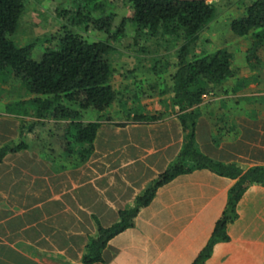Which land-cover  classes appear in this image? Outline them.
Masks as SVG:
<instances>
[{"label": "crops", "instance_id": "1", "mask_svg": "<svg viewBox=\"0 0 264 264\" xmlns=\"http://www.w3.org/2000/svg\"><path fill=\"white\" fill-rule=\"evenodd\" d=\"M255 105L201 101L195 107L197 148L243 170L264 166V109L253 114ZM155 110L162 115L151 122L135 121L132 114L99 121L84 161L77 147L69 153L59 143L34 141L22 131L29 122L6 125L0 119V147L26 144L0 162V264H86L83 255L98 227L114 225L119 212L133 207L177 159L185 134L177 108ZM234 182L208 169L179 174L158 187L133 225L111 237L101 260L89 264H192ZM236 213L226 226L228 240L215 242L201 264H264V185L249 186Z\"/></svg>", "mask_w": 264, "mask_h": 264}, {"label": "trees", "instance_id": "2", "mask_svg": "<svg viewBox=\"0 0 264 264\" xmlns=\"http://www.w3.org/2000/svg\"><path fill=\"white\" fill-rule=\"evenodd\" d=\"M65 1L70 4L69 8L64 7L63 3L58 6L64 21V33L54 43H49L38 59H34L31 55L33 43L18 46L12 38L24 11V0H0V74L6 73L20 79L27 97L24 101L9 103L6 111L15 115L27 114L36 119L69 120L62 137L63 150L71 153L77 147L79 160H86L93 151L100 123L81 122L80 112L92 110L102 115L115 100L127 97V87L117 91L111 83L115 73L111 54L115 50L114 43L124 36L125 28L129 26L135 45L143 38L154 37L172 42L176 47L175 63L171 66L173 71L168 83L169 102L177 108L178 119L185 132L175 162L137 196L133 207L119 212V220L114 225L98 227L97 237L86 246L83 262L100 261L101 250L107 241L133 225V217L140 208L146 207L158 187L179 174L208 169L235 182L228 190L225 209L215 222L209 240L192 263L201 264L210 256L215 242L228 240L226 226L236 218L237 203L246 189L251 185H264V166L243 170L234 163H223L208 157L195 143V124L199 115L195 107L204 95L214 92L234 76L233 55L227 48L200 56L195 53L201 32L215 16L218 0ZM116 1L129 8L128 15L120 18L118 24L115 23ZM229 25L235 36L251 35L254 54L257 47L264 44V0H252ZM79 28H91L101 33L102 37L88 41L79 33ZM46 40L49 41L48 38ZM156 66L153 65L152 70H156ZM244 82L240 80L236 86L240 88L241 83L245 85ZM134 95H138V92ZM128 99L132 104V98L129 96ZM61 101H66L70 106L59 104ZM131 114L133 120L143 122L155 121L162 115L147 112L144 107L134 108L127 116ZM24 148L26 144L22 141L2 145L0 162L7 153Z\"/></svg>", "mask_w": 264, "mask_h": 264}, {"label": "rangeland", "instance_id": "3", "mask_svg": "<svg viewBox=\"0 0 264 264\" xmlns=\"http://www.w3.org/2000/svg\"><path fill=\"white\" fill-rule=\"evenodd\" d=\"M251 1L218 0L215 16L201 32L195 53L200 56L219 48H227L233 55L234 76L217 87L214 92L204 95L202 101L215 104L225 102L256 104L252 111L255 114L263 112L264 109V44L258 46L253 54L251 35L235 36L229 25L233 18L242 14L244 6ZM61 3L66 8L70 6L65 0H24V11L12 38L18 46L33 43L32 58L38 59L44 48L49 43H54L56 38L64 33L62 28L64 21L58 12V6ZM116 3L115 23L118 24L120 18L128 15L129 8L122 2L116 1ZM78 31L88 41L102 37L101 33L99 34L91 28L88 30L79 28ZM47 38L49 41L46 40ZM114 46L115 50L111 54V58L115 74L111 83L117 91L127 87L128 92L125 94L127 97L115 100L102 115L95 114L92 110L81 111L80 121H119L121 116L127 117V114L137 107H144L150 113H162L161 111L155 112V108L161 106L165 108L164 114L169 113L168 109L172 106L169 102L168 83L170 73L173 71L171 66L175 63L176 50L172 42L151 37L146 40L143 38L138 45H135L133 31L131 27L127 26L124 36L117 40ZM153 65H157L156 70H152ZM240 80H245V85L241 83L238 88L236 85ZM137 92L136 97L134 93ZM129 96L132 98V104L129 102ZM26 98L25 87L20 79L6 73L0 74V119H4L6 125L29 122L30 127L21 129L23 133H31L34 141L44 142L45 146L54 142L63 147L62 136L68 127V122H63L64 119H59L58 122H46V120L52 119L36 121L27 114L18 117L14 112L10 115L8 112L5 114L6 105L24 101ZM59 104L69 105L66 101H61ZM18 131L21 132L20 128ZM17 135L18 132L12 133L13 138H16ZM50 137L52 140H49Z\"/></svg>", "mask_w": 264, "mask_h": 264}, {"label": "water", "instance_id": "4", "mask_svg": "<svg viewBox=\"0 0 264 264\" xmlns=\"http://www.w3.org/2000/svg\"><path fill=\"white\" fill-rule=\"evenodd\" d=\"M179 1H206V0H179Z\"/></svg>", "mask_w": 264, "mask_h": 264}]
</instances>
